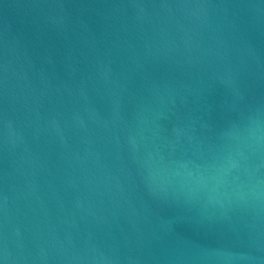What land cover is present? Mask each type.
I'll use <instances>...</instances> for the list:
<instances>
[{
	"label": "water",
	"instance_id": "1",
	"mask_svg": "<svg viewBox=\"0 0 264 264\" xmlns=\"http://www.w3.org/2000/svg\"><path fill=\"white\" fill-rule=\"evenodd\" d=\"M0 264H264V0H0Z\"/></svg>",
	"mask_w": 264,
	"mask_h": 264
}]
</instances>
